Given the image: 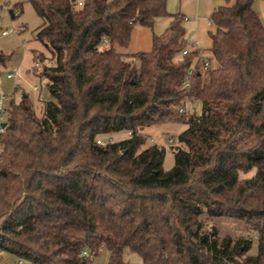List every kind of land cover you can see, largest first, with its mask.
Here are the masks:
<instances>
[{
    "label": "trees",
    "instance_id": "obj_1",
    "mask_svg": "<svg viewBox=\"0 0 264 264\" xmlns=\"http://www.w3.org/2000/svg\"><path fill=\"white\" fill-rule=\"evenodd\" d=\"M166 1L28 0L49 99L41 117L28 95L11 101L0 252L27 264H95L102 249L106 264H125V250L141 264H264V26L253 0H224L208 56H182L184 17ZM161 17L171 21L156 36ZM135 26L151 31L150 50L120 52ZM10 60L0 53V80ZM186 101L201 113H180ZM165 123L186 126L169 171L163 148L141 149L144 128ZM215 218L244 222L256 253L251 238L220 237Z\"/></svg>",
    "mask_w": 264,
    "mask_h": 264
},
{
    "label": "rangeland",
    "instance_id": "obj_2",
    "mask_svg": "<svg viewBox=\"0 0 264 264\" xmlns=\"http://www.w3.org/2000/svg\"><path fill=\"white\" fill-rule=\"evenodd\" d=\"M22 3V10H18L16 5ZM5 6L0 10V53L11 56V60L5 70L3 77L0 80V89L11 94L14 90L13 82L8 80L6 75L10 72H15L19 69V76L16 78L19 88L21 89L16 95H14L15 102L20 103L24 95H28L30 102L34 106L36 114L41 117L43 103L49 99V93L46 88V81H41L32 72L33 63L35 57L44 59L43 67L49 66V60L45 59L46 53L43 45L36 39V31L41 26L42 20L36 13L34 7L28 2V0H0V6ZM11 12L15 18H13ZM9 28H14L21 32L9 34L8 36H2V31ZM22 28V29H21ZM146 32H150L149 29ZM151 33V32H150ZM138 42H131L130 45L125 48H119L122 53H132L134 49H140V51H149L150 44H146L144 48V39ZM146 43V42H145ZM145 49V50H143ZM138 51V50H137ZM44 53V54H43ZM42 67V68H43ZM36 86H43L42 94L34 91ZM42 100V101H41ZM190 113L199 115L201 113V104L197 101L187 106ZM186 126L181 123H165L161 125H153L144 128L142 131L144 137V145L141 149L146 147L157 145L165 150V157L163 161V170L169 171L173 167L174 158L172 149L179 147L177 137L184 131ZM170 136L171 140L167 137ZM124 135H116L111 139L112 142L124 138ZM255 170L246 174H240V178H249L253 176ZM209 225L218 229L220 237H231L233 239L239 237L251 238L253 246L250 254L254 255L257 249V237L248 232V227L242 221L231 218H215L209 222ZM108 260V254L105 249H102L98 256L95 258V264H106ZM20 260L12 254L0 252V264H19ZM127 264H140L136 255L130 254L126 257Z\"/></svg>",
    "mask_w": 264,
    "mask_h": 264
},
{
    "label": "crops",
    "instance_id": "obj_3",
    "mask_svg": "<svg viewBox=\"0 0 264 264\" xmlns=\"http://www.w3.org/2000/svg\"><path fill=\"white\" fill-rule=\"evenodd\" d=\"M20 4V3H18ZM225 4L224 0H167L166 11L169 15L181 14L184 17L183 28H184V40L187 47L190 50H197L201 56L207 57L208 51L211 48L212 41L209 36V32L214 29V26H209L211 14L218 8ZM17 6V5H16ZM5 6H0V10ZM253 10L260 19V22L264 26V0H253ZM20 10L19 8H17ZM15 17V16H14ZM13 17V18H14ZM171 21L170 17L157 18L154 21L152 33L156 36H160L164 33ZM22 29V28H21ZM147 28L143 26H135L131 35L130 43L135 40L140 45L141 39H144V48L146 44H150L151 48V34L146 32ZM146 42V43H145ZM128 44V46L130 45ZM127 46V47H128ZM126 47V48H127ZM125 48V49H126ZM138 50V51H137ZM145 50V49H143ZM147 52L140 51V49H134V52ZM131 54V53H127ZM34 60V59H33ZM35 75V74H34ZM36 76V75H35ZM13 82L14 90L11 94H14L17 87L19 88L17 80H10ZM128 250L124 251V261L126 262L127 255H130ZM138 257V256H137ZM139 259V263L140 258ZM141 264V263H140Z\"/></svg>",
    "mask_w": 264,
    "mask_h": 264
},
{
    "label": "built area",
    "instance_id": "obj_4",
    "mask_svg": "<svg viewBox=\"0 0 264 264\" xmlns=\"http://www.w3.org/2000/svg\"><path fill=\"white\" fill-rule=\"evenodd\" d=\"M74 3H75V7L76 8H80L83 5V0H74ZM208 25L209 26H213L211 21L208 22ZM19 32H21V31L15 30L14 28H9L7 30L2 31L1 34H2V36H8L9 34H14V33L16 34V33H19ZM190 51L191 50L187 47L181 52V55L182 56L187 55L188 53H190ZM207 66H208V61L205 60L204 61V67H207ZM42 67H43L42 61L38 60V59H34L32 72L34 74H36V72H40L42 70ZM192 73H193V69H190L187 72L185 80L182 83V87H181L182 90H187L189 88V86H190V77L192 76ZM19 75H20L19 74V69H16L15 72L8 73L6 75V77H7L8 80H16V78ZM20 90L21 89L17 87V89L14 92V94H7V93L3 92L0 89V155L2 154L3 149H4L2 140H3V136L5 135V132H6V127L8 125L11 101H12L13 96L15 94H17ZM41 90H42L41 86H36L34 88V91L37 92V93L40 92ZM190 104H191V102L186 101L185 105L179 108V112L180 113H190V110L187 109V106L190 105ZM3 124H6V127H4ZM167 139L171 140V137L168 136ZM97 143L98 144H103L101 141H98ZM80 256H82L84 258L88 257L89 256L88 255V251L87 250L81 251ZM19 264H27V263L20 262Z\"/></svg>",
    "mask_w": 264,
    "mask_h": 264
},
{
    "label": "water",
    "instance_id": "obj_5",
    "mask_svg": "<svg viewBox=\"0 0 264 264\" xmlns=\"http://www.w3.org/2000/svg\"><path fill=\"white\" fill-rule=\"evenodd\" d=\"M11 14H12V16H14V15H13V12H11ZM3 126L6 127V124H3Z\"/></svg>",
    "mask_w": 264,
    "mask_h": 264
}]
</instances>
